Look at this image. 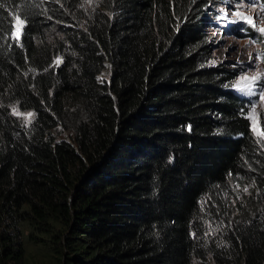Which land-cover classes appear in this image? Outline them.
I'll use <instances>...</instances> for the list:
<instances>
[{
    "label": "trees",
    "instance_id": "16d2710c",
    "mask_svg": "<svg viewBox=\"0 0 264 264\" xmlns=\"http://www.w3.org/2000/svg\"><path fill=\"white\" fill-rule=\"evenodd\" d=\"M90 1L0 0V264H264V138L207 0Z\"/></svg>",
    "mask_w": 264,
    "mask_h": 264
},
{
    "label": "rangeland",
    "instance_id": "374dc122",
    "mask_svg": "<svg viewBox=\"0 0 264 264\" xmlns=\"http://www.w3.org/2000/svg\"><path fill=\"white\" fill-rule=\"evenodd\" d=\"M85 3L90 4L91 1L86 0ZM206 9V34L211 59L226 64L230 70H236L234 90L248 98V118L252 131L254 127L259 129L260 117L264 113V31H261L264 29V0H207ZM21 28L20 22L16 21V38H19ZM253 77L256 79L253 80ZM13 114L25 124L33 119L31 112L13 111ZM253 133L255 137H260ZM61 137L65 138L66 134H61ZM237 192H241L237 201L252 205L250 187L238 189ZM232 203L234 206L235 201ZM27 249V261H30L31 241ZM38 257L43 260L41 256Z\"/></svg>",
    "mask_w": 264,
    "mask_h": 264
},
{
    "label": "snow or ice",
    "instance_id": "6c2138e0",
    "mask_svg": "<svg viewBox=\"0 0 264 264\" xmlns=\"http://www.w3.org/2000/svg\"><path fill=\"white\" fill-rule=\"evenodd\" d=\"M261 31H264V29H261ZM57 63H59V61H57ZM245 79H247V78H245ZM252 79L254 80V79H256V77H253ZM29 115H31V114H29ZM253 131L256 132V134L258 136H260L261 138H264V131H261L255 127L253 128Z\"/></svg>",
    "mask_w": 264,
    "mask_h": 264
},
{
    "label": "clouds",
    "instance_id": "9594fccd",
    "mask_svg": "<svg viewBox=\"0 0 264 264\" xmlns=\"http://www.w3.org/2000/svg\"><path fill=\"white\" fill-rule=\"evenodd\" d=\"M22 29V28H21ZM16 37V36H15ZM239 95V94H238ZM241 98H243V99H247L248 100V98H244V97H242L241 95H239ZM13 111H18V110H13ZM21 112V111H20ZM29 112H31L32 114H33V118H34V113L32 112V111H29ZM261 115H264V113H262ZM17 117V116H16ZM260 119H261V117H260ZM33 120V119H32ZM32 120L30 121V123L32 122ZM250 128H251V124H250ZM259 130H261L260 129V122H259ZM251 131H252V128H251ZM252 133H253V131H252ZM253 135H254V133H253ZM255 136V135H254ZM257 138V137H256ZM257 139H261V137H259V138H257Z\"/></svg>",
    "mask_w": 264,
    "mask_h": 264
}]
</instances>
